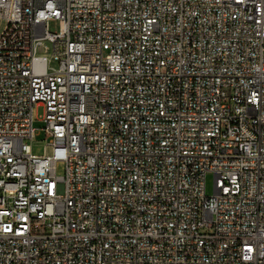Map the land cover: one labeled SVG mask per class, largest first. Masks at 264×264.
Returning <instances> with one entry per match:
<instances>
[{
    "label": "built area",
    "instance_id": "1",
    "mask_svg": "<svg viewBox=\"0 0 264 264\" xmlns=\"http://www.w3.org/2000/svg\"><path fill=\"white\" fill-rule=\"evenodd\" d=\"M0 23V264H264V0H0Z\"/></svg>",
    "mask_w": 264,
    "mask_h": 264
},
{
    "label": "rangeland",
    "instance_id": "2",
    "mask_svg": "<svg viewBox=\"0 0 264 264\" xmlns=\"http://www.w3.org/2000/svg\"><path fill=\"white\" fill-rule=\"evenodd\" d=\"M1 27V23H0ZM53 29V26L50 28ZM43 114L42 107H38L34 109V121L33 124L36 128L42 127L43 123L39 121L40 117ZM31 145V151L33 154L36 155H42L45 153H50V146H46V140L44 138V134L42 132H39V134L31 141H29ZM45 146V148H44ZM55 172L57 176H63L64 175V162L58 161L56 163ZM205 190L207 195H211L213 192V175L211 173H208L206 176V182H205Z\"/></svg>",
    "mask_w": 264,
    "mask_h": 264
}]
</instances>
